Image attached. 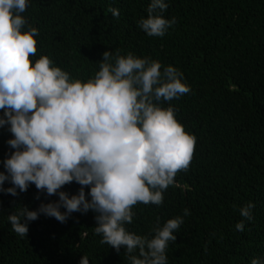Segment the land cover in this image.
I'll return each instance as SVG.
<instances>
[{
  "label": "trees",
  "instance_id": "trees-1",
  "mask_svg": "<svg viewBox=\"0 0 264 264\" xmlns=\"http://www.w3.org/2000/svg\"><path fill=\"white\" fill-rule=\"evenodd\" d=\"M166 2L163 17L176 23L163 37H150L138 26L150 0H30L21 13L23 30H38L30 60L47 56L81 81L99 70L105 51L148 57L161 71L178 69L190 91L160 105L172 106L177 122L195 137L188 170L177 172L178 186L163 192L161 205H134L125 227L150 238L157 221L162 226L183 217L187 208L190 215L166 249L168 264H250L264 256V0ZM11 138L0 128V172L13 151L6 143ZM80 187L72 182L60 191L71 197ZM84 191L88 199L87 186ZM57 200L34 185L15 197L0 192V264H79L82 255L89 264H130L123 247L117 253L100 243L91 210L74 212L64 223L40 215L25 238L12 231L7 216L19 207L34 211ZM248 202L255 205L252 220L236 231L239 209Z\"/></svg>",
  "mask_w": 264,
  "mask_h": 264
},
{
  "label": "clouds",
  "instance_id": "clouds-1",
  "mask_svg": "<svg viewBox=\"0 0 264 264\" xmlns=\"http://www.w3.org/2000/svg\"><path fill=\"white\" fill-rule=\"evenodd\" d=\"M29 2L0 0V128L11 134L6 143L13 149L3 160L0 192L15 197L34 185L58 200L34 211L19 207L7 222L25 238L28 224L40 215L64 223L74 212L91 210L101 244L117 253L123 247L130 264H168L166 249L190 215L187 208L183 217L162 226L157 221L150 238L125 225L133 221L134 205H161L163 192L178 186L177 172L188 170L195 137L177 122L175 109L160 102L179 99L190 87L178 69L161 71L159 61L119 50L103 52L99 70L86 81L71 78L47 56L33 62L38 30H23L21 15ZM167 8L166 0H150L139 28L147 36L163 37L176 23L163 17ZM108 11L119 15L118 9ZM6 182L11 186L5 188ZM72 182L81 187L69 197L60 189ZM254 206L240 207L243 219L236 231L243 232L245 220H252ZM79 264H89L88 257L82 255ZM250 264H264V256Z\"/></svg>",
  "mask_w": 264,
  "mask_h": 264
}]
</instances>
